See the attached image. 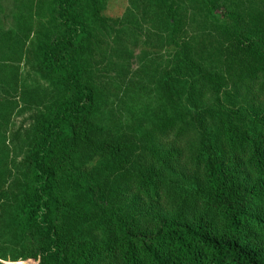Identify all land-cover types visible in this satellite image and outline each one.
Listing matches in <instances>:
<instances>
[{
  "label": "trees",
  "instance_id": "16d2710c",
  "mask_svg": "<svg viewBox=\"0 0 264 264\" xmlns=\"http://www.w3.org/2000/svg\"><path fill=\"white\" fill-rule=\"evenodd\" d=\"M133 3L173 46L157 80L163 109L140 137L99 120L80 48L85 14L104 23L101 0H51L35 67L58 94L29 130L0 206L16 252L0 260L264 264V0ZM185 25L199 36L181 38ZM212 57L217 65L203 63Z\"/></svg>",
  "mask_w": 264,
  "mask_h": 264
},
{
  "label": "rangeland",
  "instance_id": "374dc122",
  "mask_svg": "<svg viewBox=\"0 0 264 264\" xmlns=\"http://www.w3.org/2000/svg\"><path fill=\"white\" fill-rule=\"evenodd\" d=\"M50 1L0 0V104L6 106L5 119L0 118V177L8 172L0 180V206L12 199L8 191L26 154L29 130L58 94L35 67V45L52 25ZM101 4L104 23L93 22L85 14L89 36L80 48L88 82L97 87L103 103L97 117L104 123L116 119L140 137L163 109L157 80L170 63L173 46L165 26L151 29L133 0H101ZM185 27L181 38L199 36L194 25ZM23 41L19 55L15 45ZM206 48L208 54L215 51L210 44ZM203 63L215 66L217 60L212 57ZM10 74L13 77L7 83ZM10 232L0 224V254L7 259L16 255ZM15 263L31 264L0 260V264Z\"/></svg>",
  "mask_w": 264,
  "mask_h": 264
}]
</instances>
